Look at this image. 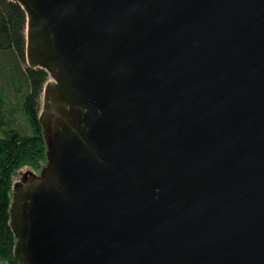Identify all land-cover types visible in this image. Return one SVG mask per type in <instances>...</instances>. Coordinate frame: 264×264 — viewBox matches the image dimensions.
Here are the masks:
<instances>
[{
  "label": "water",
  "instance_id": "95a60500",
  "mask_svg": "<svg viewBox=\"0 0 264 264\" xmlns=\"http://www.w3.org/2000/svg\"><path fill=\"white\" fill-rule=\"evenodd\" d=\"M11 1L48 77L14 258L264 264V0Z\"/></svg>",
  "mask_w": 264,
  "mask_h": 264
},
{
  "label": "trees",
  "instance_id": "16d2710c",
  "mask_svg": "<svg viewBox=\"0 0 264 264\" xmlns=\"http://www.w3.org/2000/svg\"><path fill=\"white\" fill-rule=\"evenodd\" d=\"M25 25L26 15L21 6L11 0H0V55L3 57L0 61H9L13 71L15 69L12 76L9 75L10 84H18L21 90L19 108L30 129L27 134L4 128L16 118L0 91V132L4 133L0 138V262L6 264H21L13 256L15 238L9 226L14 176L24 167L37 170L45 162L38 100L48 77L39 68L22 66L25 63Z\"/></svg>",
  "mask_w": 264,
  "mask_h": 264
},
{
  "label": "rangeland",
  "instance_id": "374dc122",
  "mask_svg": "<svg viewBox=\"0 0 264 264\" xmlns=\"http://www.w3.org/2000/svg\"><path fill=\"white\" fill-rule=\"evenodd\" d=\"M0 58H3V57L0 55ZM26 65H27V61L25 60V63L22 66L25 67ZM11 69H12V65L10 64L9 61L7 60L0 61V70H1L0 71V91H3V95L6 98V102L8 105L7 107L13 109L15 118H16L14 123L6 124L4 128H9L14 131H20L21 133L29 134L30 133L29 126L27 124L25 116L20 111V108H19L20 104L18 103V100L21 98L20 97L21 90L18 89L19 88L18 84H15V86H11L10 84L9 75L12 76L13 72H15V69L14 71L13 69L12 70ZM42 103H43V99H42V94H41L38 100L39 111L41 110ZM3 136H4V133L1 131L0 138H3ZM45 163H46V157H45L44 164ZM43 165L39 167V169L37 170L30 169L28 167L22 168L15 174L14 179H13V185L19 181L20 174H22L24 171L30 170L34 174H39Z\"/></svg>",
  "mask_w": 264,
  "mask_h": 264
}]
</instances>
